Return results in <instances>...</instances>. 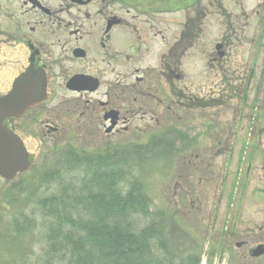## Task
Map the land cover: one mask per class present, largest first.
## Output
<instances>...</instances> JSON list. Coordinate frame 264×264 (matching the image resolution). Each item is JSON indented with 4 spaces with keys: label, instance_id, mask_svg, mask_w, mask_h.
I'll list each match as a JSON object with an SVG mask.
<instances>
[{
    "label": "flooded vegetation",
    "instance_id": "obj_1",
    "mask_svg": "<svg viewBox=\"0 0 264 264\" xmlns=\"http://www.w3.org/2000/svg\"><path fill=\"white\" fill-rule=\"evenodd\" d=\"M175 11V0H0L2 126L33 141L69 129L79 140H169L203 181L222 158L239 172L254 140L264 152V0H198L179 24ZM19 79L46 101L17 116ZM256 187L227 196L232 223L210 228L205 264H264ZM226 210L220 195L217 216Z\"/></svg>",
    "mask_w": 264,
    "mask_h": 264
},
{
    "label": "rangeland",
    "instance_id": "obj_2",
    "mask_svg": "<svg viewBox=\"0 0 264 264\" xmlns=\"http://www.w3.org/2000/svg\"><path fill=\"white\" fill-rule=\"evenodd\" d=\"M175 2L177 10L175 15L179 24L186 18L184 14L186 10L181 8V5L187 1L175 0ZM64 124L68 128L76 127L72 118ZM24 141L28 151L34 154L33 167L12 182L0 180V230L5 234L9 229L15 231L29 226V229L21 230L24 242H21L19 247L12 246V249L4 252V255L12 260L11 264H66L69 260L68 257L62 258L63 253L51 257L49 237L54 234L56 221L63 219L65 213L76 212V209L78 213H83L82 197L87 192L88 186L90 191L93 187L86 180V177L92 173L91 168L81 166L75 171L70 167L65 168L59 162L65 157L64 151L76 150L77 155L88 153L92 157H98L109 149L112 153L116 150L120 152L125 150L126 162L122 161L120 164L125 176L123 181L116 182L119 183L117 187L126 190L137 183L142 187V195L149 204V216L139 214L131 217L130 222L134 223L139 231L152 223L161 226V236L165 238L168 248L176 257L172 261L173 264H180L181 261H186L188 257H194L197 253L202 255L201 264H204L206 258L203 254L205 255L209 249L213 250L217 242L215 234L209 236L210 228L232 223L233 208L232 203L228 204L230 202L227 196L239 194L243 183L247 185L243 195L247 196L255 186L259 190L258 186L264 184V155L259 150L256 140L250 145V154L239 153L240 158L241 156L245 158L243 165L239 167V172L236 171L237 167L235 169L226 167L229 162L225 160L226 158H222L220 161L222 171L210 174L213 177L208 178L212 179V182L202 180L204 177L202 169L197 170L187 164L188 155L174 156L169 152L162 153L161 150L156 153L142 152L140 156L133 155L130 147L134 143L145 145L150 142L148 139L79 140L74 129H69V133L59 139ZM259 142L263 143L261 146L264 148V137L259 139ZM248 165L250 171L247 176ZM46 174L49 176H45ZM235 183L238 184L237 193L236 187L233 188ZM69 184L76 186L73 198H68L73 190ZM220 195L224 197V208L228 210L224 215L217 216V201ZM75 197L80 200L74 199ZM54 198L57 200L54 201ZM63 207L64 211L60 214L59 211ZM73 216L74 221L78 219L77 213ZM230 224L225 226H231ZM59 225L64 226L66 232L70 229L64 221H60ZM76 232L83 234L80 230ZM0 258H2L1 254ZM215 261L217 260L212 258V262L206 264H215Z\"/></svg>",
    "mask_w": 264,
    "mask_h": 264
},
{
    "label": "trees",
    "instance_id": "obj_3",
    "mask_svg": "<svg viewBox=\"0 0 264 264\" xmlns=\"http://www.w3.org/2000/svg\"><path fill=\"white\" fill-rule=\"evenodd\" d=\"M122 159L123 156L113 154L97 158L94 163L86 160L87 168L93 169L86 177L93 190H88V186L82 197V214L76 209L56 221L54 235L49 238L51 257L63 253V259L69 258L66 264H173L176 257L161 236V226L152 223L139 231L130 222L131 217L139 214L149 216V204L137 183L126 190L117 187L119 183L116 182L123 181L125 176L120 169ZM71 187L73 190L68 198L75 196L76 186L72 184ZM62 211L64 207L59 213ZM76 213L78 219L74 221ZM60 221L68 224V232L59 225ZM0 240L13 245L17 238L12 233L3 235ZM187 261L181 264H192L189 259Z\"/></svg>",
    "mask_w": 264,
    "mask_h": 264
},
{
    "label": "water",
    "instance_id": "obj_4",
    "mask_svg": "<svg viewBox=\"0 0 264 264\" xmlns=\"http://www.w3.org/2000/svg\"><path fill=\"white\" fill-rule=\"evenodd\" d=\"M16 110L25 111L32 105L42 100V94L32 91H25L23 86L17 88ZM14 98V96H13ZM7 103L9 99L6 100ZM3 104L0 105V176L7 180L13 179L18 173L26 171L30 167L29 155L26 152L23 142L15 135L8 133L1 126L5 116Z\"/></svg>",
    "mask_w": 264,
    "mask_h": 264
}]
</instances>
